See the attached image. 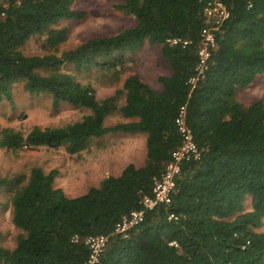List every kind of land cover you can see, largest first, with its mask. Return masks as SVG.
<instances>
[{"label":"trees","instance_id":"trees-1","mask_svg":"<svg viewBox=\"0 0 264 264\" xmlns=\"http://www.w3.org/2000/svg\"><path fill=\"white\" fill-rule=\"evenodd\" d=\"M113 1L133 24L58 52L69 31L61 20L84 16L73 0H0V101L11 102L13 84L21 81L29 94L48 93L53 108L66 102L88 109L78 119L25 132L1 126L0 146L76 153L91 138L120 131L143 134L145 148L141 164L127 162L72 196L54 184V168L0 175L18 230L13 246L0 244V264H83L84 237L110 233L123 214L140 208L139 197L150 193L152 177L180 144L174 123L180 105L199 157L178 161L170 201L144 209L126 235L112 234L94 264H264V232L257 230L264 218V103L235 98L264 71V0H223L228 16L213 30L214 47L192 83L199 32L211 23L206 0ZM172 36L190 42L166 40ZM30 37L40 40L42 53L22 52ZM144 43L158 44L169 68L157 75L159 88L129 72L97 97L90 82L61 69L71 64L77 73L96 69L117 80ZM113 111L124 120L105 123Z\"/></svg>","mask_w":264,"mask_h":264},{"label":"rangeland","instance_id":"rangeland-1","mask_svg":"<svg viewBox=\"0 0 264 264\" xmlns=\"http://www.w3.org/2000/svg\"><path fill=\"white\" fill-rule=\"evenodd\" d=\"M113 0H73L72 6L84 11L80 19H63L60 25L69 28L64 42L60 43L58 52L71 47L79 41L96 36L116 32L133 24L134 17L112 6ZM25 54L42 53L40 40L30 37L21 48ZM82 82H90L97 97H102L119 87L122 78L129 72H136L154 88H159L158 74L169 73L163 62L158 44L144 43L134 54L117 80L99 73L96 69L75 72L71 64L63 66ZM235 98L248 103L260 99L264 103V71L256 74L251 82L237 90ZM121 102V99L119 100ZM88 109L75 107L60 102L55 108L51 106L50 96L46 92L29 94L22 87V82L13 84L11 102L0 101V127L9 125L23 132L32 125H58L78 119ZM124 120L117 111L105 118V123ZM144 135L141 133L107 132L99 137L91 138L87 148L76 153H68L62 146L52 148L35 146L20 148L14 151L0 146V175L16 172L27 173L32 165L43 171L54 168V184L66 195L72 196L83 192L88 185L96 184L107 174H116L127 162L141 164L144 159ZM257 230L264 232V218ZM17 228L11 221L9 195L5 188H0V244L11 247L14 244Z\"/></svg>","mask_w":264,"mask_h":264},{"label":"built area","instance_id":"built-area-1","mask_svg":"<svg viewBox=\"0 0 264 264\" xmlns=\"http://www.w3.org/2000/svg\"><path fill=\"white\" fill-rule=\"evenodd\" d=\"M204 14L210 18L211 23L201 27L199 35L200 41L197 48V61L195 63V75L188 78L189 82H193L197 76H202L206 67L207 60L211 49L214 47L213 30L217 25L228 16V10L223 0H206ZM167 41L172 43L179 42L182 45L190 42L188 38H180L178 36L167 37ZM183 105L177 109L174 117V123L181 135V142L170 155V160L164 165L163 170L152 177L151 191L149 194H142L138 202L141 207L131 209L123 214L114 224L112 230L108 234H94L84 237V243L89 249L86 261L83 264H94L97 261L100 252L106 246L112 234L126 235L128 229L138 223L143 218V210L151 209L158 204L168 203L170 201L171 192L175 186V177L179 172L178 161L181 159H196L200 155V150L193 141L189 128L185 125L183 119ZM170 216V215H168Z\"/></svg>","mask_w":264,"mask_h":264}]
</instances>
